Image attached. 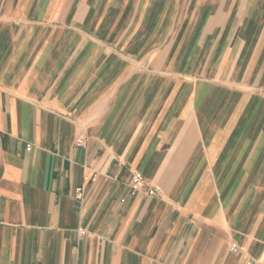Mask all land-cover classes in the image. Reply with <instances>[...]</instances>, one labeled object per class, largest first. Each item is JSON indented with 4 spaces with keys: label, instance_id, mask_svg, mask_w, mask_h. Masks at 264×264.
Here are the masks:
<instances>
[{
    "label": "crops",
    "instance_id": "obj_1",
    "mask_svg": "<svg viewBox=\"0 0 264 264\" xmlns=\"http://www.w3.org/2000/svg\"><path fill=\"white\" fill-rule=\"evenodd\" d=\"M0 264H264V0H0Z\"/></svg>",
    "mask_w": 264,
    "mask_h": 264
},
{
    "label": "built area",
    "instance_id": "obj_2",
    "mask_svg": "<svg viewBox=\"0 0 264 264\" xmlns=\"http://www.w3.org/2000/svg\"><path fill=\"white\" fill-rule=\"evenodd\" d=\"M76 143L78 145H83L85 143V138L80 136L78 138H76ZM30 145H27V149H29ZM131 183L133 185L134 188L142 185L143 183V178L141 177V175L139 173H133L132 174V178H131ZM79 193H80V188H77V194L79 196ZM148 193L149 194H157L158 193V187L156 186H153L151 187L149 190H148Z\"/></svg>",
    "mask_w": 264,
    "mask_h": 264
},
{
    "label": "rangeland",
    "instance_id": "obj_3",
    "mask_svg": "<svg viewBox=\"0 0 264 264\" xmlns=\"http://www.w3.org/2000/svg\"><path fill=\"white\" fill-rule=\"evenodd\" d=\"M149 190V189H148ZM147 193H148V191H147ZM149 194V193H148ZM149 195H152V194H149Z\"/></svg>",
    "mask_w": 264,
    "mask_h": 264
}]
</instances>
